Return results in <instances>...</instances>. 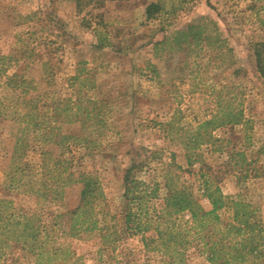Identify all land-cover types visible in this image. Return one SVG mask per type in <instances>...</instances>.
I'll use <instances>...</instances> for the list:
<instances>
[{
	"label": "rangeland",
	"instance_id": "1",
	"mask_svg": "<svg viewBox=\"0 0 264 264\" xmlns=\"http://www.w3.org/2000/svg\"><path fill=\"white\" fill-rule=\"evenodd\" d=\"M155 1H114L79 11L75 0H0V55L18 59L22 73L41 94L67 95L68 78L78 67L92 72L96 88L89 96L99 101L105 121L90 122L89 131L94 129L102 145L84 160L83 167L94 169L101 179L105 197L100 217L107 223L122 228L127 207L125 174L136 164V177L159 183L162 197L168 181L172 187H188L209 210L204 197L207 180L219 185L225 195L250 204L264 227V83L253 56L254 43L264 38V0H170L166 7L172 13L148 22L145 9ZM202 20L215 24L212 29L225 41L224 55L215 59L217 52L203 47L189 55L166 51L162 58L154 57V41ZM228 48L233 53L225 56ZM3 81L0 142L9 152L7 158H0V198H9L3 182L11 151L18 137L33 143V135L8 117L18 109L17 95ZM231 90L238 95L247 123L216 130L214 145H202L195 152L198 160L189 164L184 146L169 138L160 123L176 111L181 117L178 124L194 128L216 109V96L225 97ZM78 128L72 124L63 130L77 132ZM81 189L76 184L65 190L62 209L78 204ZM32 203L25 201L27 206ZM220 216L228 222L232 212L225 209ZM141 239L126 233L115 245H102L100 235L91 233L68 239L65 246L81 258L78 264H162L161 255L145 252ZM186 259L188 264H209L194 248ZM33 261L19 251L0 264Z\"/></svg>",
	"mask_w": 264,
	"mask_h": 264
},
{
	"label": "trees",
	"instance_id": "2",
	"mask_svg": "<svg viewBox=\"0 0 264 264\" xmlns=\"http://www.w3.org/2000/svg\"><path fill=\"white\" fill-rule=\"evenodd\" d=\"M75 1L77 9L83 11L90 6L131 0ZM169 1L150 2L145 9L146 20L170 15L172 12L166 7ZM213 26L211 21L202 20L171 35L164 34L152 43L154 57L162 58L166 51L189 55L203 47L217 52L215 59L221 57L225 41ZM164 30L161 25L160 31ZM232 53L233 49L228 48L225 56ZM253 56L256 72L264 83V38L254 43ZM19 64L18 59L0 55V79L17 95L18 109L8 117L24 125L23 131L33 135V143L17 138L5 172L3 184L10 197L0 198V261L20 251L32 257L33 264H78L81 258L65 246L68 239L98 233L102 245H115L122 235L130 233L141 235L145 252L161 255L162 264H188L186 258L191 248L204 254L209 264H264V227L256 218L255 209L241 199L225 195L219 185L207 180L204 197L210 203L209 210L188 187H172L168 181L162 197L159 183L139 180L135 173L139 165L133 164L125 174L127 207L122 228L104 221L100 217L105 197L101 179L94 169L83 167L84 160L99 152L102 145L97 142L94 129L89 131L90 122L105 121L99 101L89 96L96 88L92 72L78 67L76 74L68 78L67 95L41 94L35 92L33 80L22 73ZM237 96L234 90L225 97L219 93L216 109L194 128L178 124L181 117L176 111L169 121L160 123L169 138L184 146L189 164L198 160L194 158L195 152L202 145H214L216 130L247 123ZM72 124L79 127V132L63 130ZM0 152V158H7L9 151L1 142ZM76 184L82 186L78 204L62 209L65 190ZM26 200H32V205H25ZM225 209L232 212L228 222L220 216ZM148 233L152 236L146 237Z\"/></svg>",
	"mask_w": 264,
	"mask_h": 264
}]
</instances>
